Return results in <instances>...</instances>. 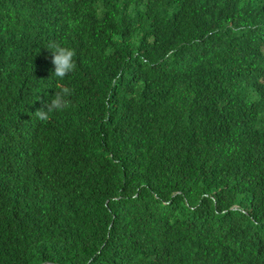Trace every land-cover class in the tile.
Returning <instances> with one entry per match:
<instances>
[{
	"label": "trees",
	"instance_id": "16d2710c",
	"mask_svg": "<svg viewBox=\"0 0 264 264\" xmlns=\"http://www.w3.org/2000/svg\"><path fill=\"white\" fill-rule=\"evenodd\" d=\"M0 264H264V0H0Z\"/></svg>",
	"mask_w": 264,
	"mask_h": 264
},
{
	"label": "clouds",
	"instance_id": "9594fccd",
	"mask_svg": "<svg viewBox=\"0 0 264 264\" xmlns=\"http://www.w3.org/2000/svg\"><path fill=\"white\" fill-rule=\"evenodd\" d=\"M102 11V9H99ZM52 53V64L54 65L50 77H54L57 81H62L70 73L76 69L75 56L76 52L73 48L61 44H52L47 46ZM72 95L71 89L64 87L59 91H55L54 95L50 98L45 109H40L35 112L37 118L41 121L49 119L53 111H62L69 107L70 96Z\"/></svg>",
	"mask_w": 264,
	"mask_h": 264
}]
</instances>
